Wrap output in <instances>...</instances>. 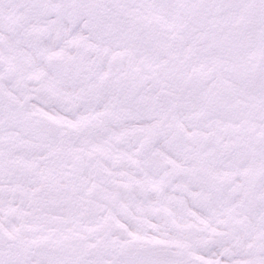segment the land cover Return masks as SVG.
<instances>
[{
    "label": "snow or ice",
    "instance_id": "6c2138e0",
    "mask_svg": "<svg viewBox=\"0 0 264 264\" xmlns=\"http://www.w3.org/2000/svg\"><path fill=\"white\" fill-rule=\"evenodd\" d=\"M0 264H264V0H0Z\"/></svg>",
    "mask_w": 264,
    "mask_h": 264
}]
</instances>
